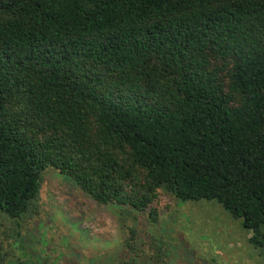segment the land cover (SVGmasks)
Masks as SVG:
<instances>
[{
    "label": "trees",
    "instance_id": "obj_1",
    "mask_svg": "<svg viewBox=\"0 0 264 264\" xmlns=\"http://www.w3.org/2000/svg\"><path fill=\"white\" fill-rule=\"evenodd\" d=\"M49 168L153 223L215 201L263 249L264 0H0V211L37 217Z\"/></svg>",
    "mask_w": 264,
    "mask_h": 264
},
{
    "label": "rangeland",
    "instance_id": "obj_2",
    "mask_svg": "<svg viewBox=\"0 0 264 264\" xmlns=\"http://www.w3.org/2000/svg\"><path fill=\"white\" fill-rule=\"evenodd\" d=\"M153 208L155 223L152 208L141 213L100 205L49 168L37 217L15 221L0 211V246L6 264H23L26 256L36 264H149L159 248L165 251L159 264H264V248L252 246L242 220L217 202L161 194Z\"/></svg>",
    "mask_w": 264,
    "mask_h": 264
}]
</instances>
